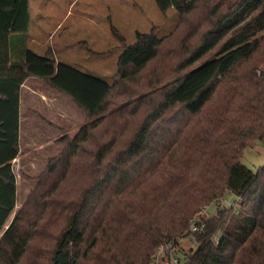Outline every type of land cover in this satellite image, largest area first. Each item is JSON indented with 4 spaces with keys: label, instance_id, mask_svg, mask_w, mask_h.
Wrapping results in <instances>:
<instances>
[{
    "label": "trees",
    "instance_id": "obj_1",
    "mask_svg": "<svg viewBox=\"0 0 264 264\" xmlns=\"http://www.w3.org/2000/svg\"><path fill=\"white\" fill-rule=\"evenodd\" d=\"M156 4L164 15L176 11L179 33L138 32L124 43L121 96L146 92L143 72L168 41L182 48L192 24L198 40L175 61L184 73L116 109L114 82L29 47L30 0H0V264H152L161 246H178L191 235V219L227 193L237 208L204 219L186 264H264V166L254 173L241 162L247 147L264 141V76L257 72L264 0ZM13 35L21 44L15 53ZM31 77L70 99L86 123L56 141L61 151L4 229L16 207L20 90ZM162 77L155 71L151 86Z\"/></svg>",
    "mask_w": 264,
    "mask_h": 264
},
{
    "label": "rangeland",
    "instance_id": "obj_2",
    "mask_svg": "<svg viewBox=\"0 0 264 264\" xmlns=\"http://www.w3.org/2000/svg\"><path fill=\"white\" fill-rule=\"evenodd\" d=\"M30 11L32 29L34 26L43 25L44 28L52 30L47 46H50L49 50L54 52L61 61L115 83L114 102L117 100L118 103L116 109L134 104L138 98L168 85L178 73H184L182 68L175 65V61L177 60L178 64L184 60L187 56L185 49L189 45L193 46L198 40L197 27L192 24L189 33L183 31L186 37H183V42H185L183 46H179L182 48H175L174 43L171 40L168 41L162 48L158 60L142 74L139 84H145L144 91L146 92L138 97L125 99L124 95H120L124 89L120 88L117 83L119 78L118 57L123 51L124 43H134L138 32L145 33L154 30L159 36L166 38L178 34L182 20L174 9L164 15L157 7L156 0H30ZM39 31L36 32L37 39L42 32ZM47 32L43 31L40 36L46 37ZM122 37L125 38V42H122ZM38 43H34L31 49L41 53L39 50H44L46 47ZM155 71L162 72L163 77L156 86H151L149 79L153 77ZM257 72L259 76H264V64L258 67ZM31 79L32 81L33 79L38 80L37 86L48 94L55 95L57 97V100H54L55 103L63 102V98L67 99L68 119L66 123L62 122L63 127L57 130L58 127L54 123L46 120L51 117H38L37 121L35 116L32 117L33 115L24 109L26 117H32L33 122L26 118L23 124L22 141H20L21 158L13 164L18 183V202L4 229L8 228L24 205L30 192L36 186V178L45 170L49 159L61 151L62 147L56 141L66 135L75 136L86 123L85 114L70 99L52 89L45 81L32 77ZM132 86L134 85L131 84ZM30 101V97L24 92L23 108ZM123 101L125 102L122 103ZM54 121L59 123L57 119ZM131 124L125 125L129 128ZM121 129L122 127L119 128ZM28 138L34 140L35 143L32 140L28 141ZM241 162L254 173L263 167L264 141H257L247 147ZM225 196L226 198L220 203L209 205L210 208L206 212L203 211L202 216L209 219L215 216L219 209L237 208V197L231 193ZM218 239L219 235L216 236L215 241L217 242ZM179 242L177 256H184L188 251L197 248L192 234L183 237Z\"/></svg>",
    "mask_w": 264,
    "mask_h": 264
},
{
    "label": "crops",
    "instance_id": "obj_3",
    "mask_svg": "<svg viewBox=\"0 0 264 264\" xmlns=\"http://www.w3.org/2000/svg\"><path fill=\"white\" fill-rule=\"evenodd\" d=\"M30 15H31V11H30ZM37 30L40 31H48L46 37H41L40 35L42 34V32H40L41 34L39 35V38H36V32ZM51 29L48 28H44L43 25L40 26H34V28L32 29L31 26V22H30V26H29V30H28V36H29V47L31 48L32 46H34V43H38V45L46 47L44 50H39L41 53L39 54H50L52 53L57 62L61 61L58 56H56V54L54 52H52L50 49V46H47L49 43V40L51 39L52 33H51ZM32 32V34H31ZM34 32V33H33ZM11 53H15L18 52V49L20 48V37L13 35L11 36ZM41 42V44H40ZM35 51V50H34ZM37 52V51H36ZM38 53V52H37ZM38 80H34L32 81L31 78L27 79V81L22 85L21 90H20V130H19V144H20V154L19 156L13 161V164L17 161L20 160L21 158V142L22 141V129H23V124L24 121H26V118L31 119V121L33 122V118L35 116V119H37L38 121V117H51L49 120L46 118L47 121L54 123V125H56L58 129H60L62 122H67L68 119V111H67V99L63 98V102L60 103H55L54 100H57V97L53 94H48L47 92H45V90H43L40 86H37L36 82ZM35 82V83H34ZM43 90V92H41ZM25 92V94L27 96L30 97V103H28V105H25V108H23V93ZM61 98V97H60ZM24 109L28 110L30 112V115H33L32 117L27 116L24 113ZM46 112H43V111ZM82 111V110H81ZM83 112V111H82ZM43 113H45L46 115H44ZM84 113V112H83ZM54 119H57L59 121V123H57L56 121H54ZM32 126V125H31ZM24 133V131H23ZM28 141H31L32 139L28 138ZM34 143L35 141L32 140ZM45 141V140H44ZM43 141V142H44ZM17 177V176H16ZM18 202V183H17V197H16V203Z\"/></svg>",
    "mask_w": 264,
    "mask_h": 264
},
{
    "label": "built area",
    "instance_id": "obj_4",
    "mask_svg": "<svg viewBox=\"0 0 264 264\" xmlns=\"http://www.w3.org/2000/svg\"><path fill=\"white\" fill-rule=\"evenodd\" d=\"M209 206H205L200 212H198L193 219L189 222L190 227L189 230L191 234L199 233L203 230V227L205 225L203 215L204 212H206L207 209H209ZM204 211V212H203ZM201 223V226H200ZM178 247L174 245V243L170 242L166 245L161 246L153 256V262L152 264H186V257L184 256H177Z\"/></svg>",
    "mask_w": 264,
    "mask_h": 264
}]
</instances>
